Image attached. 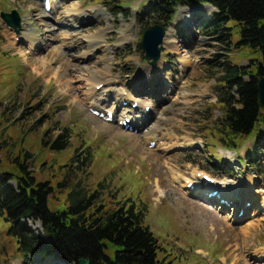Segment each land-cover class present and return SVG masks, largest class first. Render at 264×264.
<instances>
[{"label":"rangeland","instance_id":"rangeland-1","mask_svg":"<svg viewBox=\"0 0 264 264\" xmlns=\"http://www.w3.org/2000/svg\"><path fill=\"white\" fill-rule=\"evenodd\" d=\"M150 2L61 0L48 16L43 0H0V173L12 172L15 156L29 151L31 157L25 160H29V169L37 181H49L54 187L48 199L52 210L66 208L79 195H96L90 210L97 204H104L109 210L122 202L126 206L135 203L144 209L145 223L164 246L159 258H174L175 264H264V152L260 154L261 170L258 164L243 161L247 154L253 156L255 136L241 141L238 148H225L216 130L222 116L217 102L218 77L222 75L219 64L225 58L247 64L250 57L261 54L234 45L226 57L225 44L207 35L196 20L201 15L209 16L215 8L209 4L184 6L178 8L168 27L175 42L165 41L158 66L151 68L139 45L145 27L154 24V19L142 15ZM67 7L76 12L90 13L97 9L100 12L76 18L73 33L65 38L63 27L68 26L57 24L63 20L61 11ZM14 11L21 19L31 16L29 21L33 25L25 21L19 31L8 26L3 13ZM69 15L73 18V13ZM228 25L233 26L234 21ZM179 26L185 35L178 33ZM32 27L35 29L31 40L43 43L28 53L32 43L22 36ZM121 34L126 37H120ZM239 39V28L233 27L232 41ZM44 58L50 61L47 73L41 67ZM74 66L92 67L99 76L95 83L102 78L115 81L110 87L116 85L115 90L120 93V89H125L123 98H128L126 95L131 92L128 96L132 98L122 103V110L133 107L136 112L143 110V105L150 108L152 102H159L151 117L143 121L145 127L158 122L163 146L156 144L160 148L155 150L151 145L154 141L144 143V138L143 146L132 143V136L142 138V132L137 131L143 125H136L134 131L123 128L119 123L123 120L122 110H116L114 98L100 100L94 107L104 114L112 110L114 118L108 123L122 132L114 133L97 123L95 119L102 118L88 105L82 107L79 101L74 102V99L89 102L94 86L77 78L72 70ZM57 68L58 81L52 72ZM150 69L155 70L147 90L145 85L150 81L148 78L145 81L143 75L149 76ZM138 76L140 81H136ZM66 80L68 83H63ZM100 87L97 86V93L102 92L98 91ZM105 96L94 95V98ZM134 98L137 100L132 103ZM37 104L38 107H30ZM45 115L51 117L47 122ZM41 118L42 122L36 124ZM63 127L73 132L68 148L57 150L50 142H44L59 136ZM257 135L264 136V130ZM83 141L82 146L92 147L95 158L91 166L80 170L71 157ZM196 170L211 174L217 181H228L224 184L229 185L224 195L215 194L221 197L213 198L211 203L198 199L212 190L207 192L208 186H202L197 197L192 195L194 191L188 193L193 189L182 187L188 183L187 179L195 186L203 183ZM172 175L179 177L181 187ZM233 180L242 199L230 191ZM216 187L212 191L219 190ZM225 194L237 198L234 199L237 203L220 204V199L227 198ZM28 224L34 231L41 230L40 223L29 221ZM10 227L11 222L0 215V264H38L41 259L37 255L24 258L9 233ZM43 259L45 264H67L53 256Z\"/></svg>","mask_w":264,"mask_h":264},{"label":"trees","instance_id":"trees-1","mask_svg":"<svg viewBox=\"0 0 264 264\" xmlns=\"http://www.w3.org/2000/svg\"><path fill=\"white\" fill-rule=\"evenodd\" d=\"M202 3H209L216 10L207 18L199 16L197 23L207 35L225 44L223 55L228 57L234 45L261 54L250 57L247 64L229 58L219 64L222 75L218 77L217 102L222 116L216 130L225 148H238L241 141L255 136L253 156L247 154L248 160L245 159L251 165L258 164L262 170L260 154L264 152V136L257 134L264 130L258 89V81L264 75V0H152L143 8L142 15L154 19L153 23L169 26L179 7ZM229 21H234V25L229 26ZM233 27H238L240 32V39L235 43ZM178 32L185 35L182 29ZM45 116V121H49L50 115ZM61 130L59 136L44 142H50L57 150L68 148L73 132L66 127ZM84 142L71 157L80 170L91 166L95 158L90 145L82 146ZM26 157H31L29 151L15 156L12 172L0 173V215L11 222L9 233L24 258L37 255L41 259L38 264H45L46 256L64 259L70 264H80V259H87L89 264H175L174 258H159L164 246L145 223L144 209L135 203L126 206L122 202L121 206L109 210L104 204H97L90 210L96 195H79L66 208L52 210L48 199L54 187L49 181H37ZM29 221L40 223L41 230L34 231Z\"/></svg>","mask_w":264,"mask_h":264},{"label":"bare ground","instance_id":"bare-ground-1","mask_svg":"<svg viewBox=\"0 0 264 264\" xmlns=\"http://www.w3.org/2000/svg\"><path fill=\"white\" fill-rule=\"evenodd\" d=\"M12 1H15L16 2V0H12ZM61 0H51V2H52V9L51 10H46L45 8H44V11L45 12H47L46 14L49 16V14L48 13H50V12H52V10L54 9V7H56L57 5L56 4H59V2H60ZM74 5H75V3H74ZM43 7H44V0H43ZM77 7V8H76ZM211 7V6H210ZM75 8L76 9H78V3H77V6H75ZM97 12H100V10L99 9H97V10H95V11H90V13H88V12H86V11H74V10H72L70 7H67V8H65L64 10H62L61 11V17H60V19H63V20H60L59 21V19L57 20V22L59 21V24H57V26L58 25H60V26H63V25H67L68 27H63V29H66V30H64L63 31V29H62V35H64V37L65 38H69V37H67V36H70L73 32L72 31H74V27H76V23H75V19L76 18H82L83 16H85V15H92V16H94V15H96V13ZM69 13L70 14H72L73 13V18H71L70 17V15H69ZM60 14V13H59ZM60 16V15H59ZM98 16V15H97ZM45 17V16H44ZM70 17V18H69ZM68 18H69V20H68ZM29 19H31V16H28L27 18H22V25H24L25 24V21H28V23H31L32 25H33V23L31 22V21H29ZM64 20L66 21V20H68V22H64ZM84 20V19H83ZM53 27V26H52ZM70 27V28H69ZM55 28H57L58 29V27H53V29H55ZM35 29V27H32V29L31 30H28L27 31V33H25L24 34V36H22V37H24V39H26L28 42H31L32 43V46L28 49V53H30V50L32 49V50H34L35 48H37L38 46H41L42 45V43L43 42H39V41H37L36 43H34V41L33 40H31V37H32V35H33V33H32V31ZM61 29V28H60ZM69 29H71V30H69ZM81 29V28H80ZM78 30H79V28H78ZM76 32V31H75ZM74 32V33H75ZM71 33V34H70ZM77 34V33H76ZM168 34L169 35H167V37H166V41H168V42H170L171 44H173L174 42H175V39H174V33H173V31H171V30H168ZM74 36H75V34H74ZM120 37H126V35L125 34H121L120 35ZM35 38V37H34ZM67 40V39H66ZM77 40V43L79 42V40L78 39H76ZM76 42V41H75ZM74 44V43H73ZM45 45V44H44ZM80 45V44H79ZM164 45V44H163ZM91 49V48H90ZM92 49H93V47H92ZM164 49H165V47H164ZM55 51V50H54ZM58 51V50H57ZM34 52V51H33ZM32 52V53H33ZM89 52H91V51H89ZM85 57L87 56L86 54L84 55ZM49 59L47 60V59H45L44 58V60L41 62V67L42 68H44V72L45 73H47V71H48V65H49ZM151 68H155V67H157L158 65H156V66H154V65H149ZM107 69V68H106ZM72 70L75 72L74 74H76L77 76V78H79V79H82L83 81H88V82H90V84H93L94 86L92 87L93 89H91V94H93V97H91L90 96V94H89V96L91 97H89V99H90V101L89 102H86V100L84 101H82V100H77V99H74V102H78L79 101V103H80V106H82V105H88V107H90L91 109H96V107H94V105H96V103L98 102V101H102V102H105V100H107L108 98H114L116 101V110L118 111V110H122V103L125 101V100H130V98H132V96L131 95H129L128 96V93H131V92H128L127 93V97L128 98H123V96H125V95H123L125 92H123V91H125V89H120L121 90V93H120V91L118 90H115V87H116V85H113V87L114 88H112V87H110V83H112V82H115V81H111V80H109V78H107V79H100V81H98V82H94L95 81V78H96V76L97 75H95L94 73H95V71L94 70H92V67H87V66H79V67H72ZM154 70L155 69H153V70H149V72L151 73L149 76H147L146 75V73H145V75H143V77L145 78V81H147V78L149 79V78H151L152 76H153V72H154ZM53 73H54V78H56V80L58 81V79L60 78V75H59V68H57L55 71L53 70L52 71ZM99 72H101V71H99ZM104 72V71H103ZM105 73V72H104ZM108 73V72H107ZM98 74V73H97ZM143 74V73H142ZM104 75H106V74H103V76ZM102 76V77H103ZM97 77H99V76H97ZM106 77V76H105ZM139 76L137 77V80L136 81H140L139 79ZM64 80V78L63 79H61V80H59V83L60 84H62V81ZM153 80V79H152ZM152 80H150L149 79V81H150V83L148 84V86H146L145 85V88L147 87V90H148V87L151 85V81ZM63 83H68V80H66L65 82H63ZM69 83H70V81H69ZM67 85V84H66ZM88 85V84H87ZM98 85H101V87L99 88L100 90H98L99 92H101V90H102V92L101 93H97V90H96V88H97V86ZM91 86V85H90ZM90 88V87H89ZM88 88V89H89ZM117 88V87H116ZM154 89H155V87L153 88V89H151V90H149L150 92H153L154 91ZM127 90V89H126ZM147 90H145L146 92L145 93H148L149 94V91H147ZM90 91V90H89ZM142 91H144V90H142ZM106 95L105 97H102V99H99L100 97H98V98H94V95H99V96H103V95ZM143 94V93H142ZM139 95H141V94H139ZM88 100V99H87ZM136 100L137 99H133V101H132V103H134V102H136ZM139 102V101H138ZM159 104V102H156V101H154V102H152L151 104H150V110H149V112H147L146 111V107L148 106L147 104L146 105H143V110H138V111H136L135 112V110H134V108L133 107H127V108H124L123 110H122V112H121V119H123V120H125L127 117L128 118H131L132 119V122H131V126H140V125H143L141 128H145V130H143V131H141L140 129V131L138 130L137 132L138 133H141L142 134V138L141 139H139V137H137V136H132V138H131V142L132 143H134V144H136V145H142V139L144 138V143H146V142H151V141H155L156 143H155V147H154V149L156 150V149H158V148H160V147H162L163 146V144H164V142H162V140H161V138H160V135L161 134H159V129H161L160 128V125L158 124V122L156 121L155 122V124H153V125H151V126H149V127H145L144 125H145V123H146V121H143V120H145V119H147V118H149V117H151V115H152V112H153V110H155V107H157V106H159L158 105ZM83 107V106H82ZM112 111V110H111ZM157 111V110H156ZM140 113H141V117L139 118V117H137L138 115L140 116ZM107 116H108V114H105V117H99V118H102V120H99L98 118L97 119H95L96 121H97V123H99L100 125H102V126H105V127H107V128H109L110 130H112L114 133H118V132H122V131H118L115 127H113L112 125H110L109 123H108V119H107ZM123 128H124V126H122ZM146 128H148L147 130H146ZM132 129H134L133 127H132ZM128 130H130L129 128H128ZM134 131V130H133ZM161 133V132H160ZM161 144V146L160 147H158L157 148V146H156V144ZM143 146V145H142ZM197 173V175H198V172H197V170H196V172H195V174ZM188 178V177H187ZM172 179H173V181L174 182H177L178 183V185L180 186L181 184H180V180H179V177H176V176H174L173 177V175H172ZM179 180V181H178ZM188 180V183L187 184H182V187H187L188 186V184L191 182L190 181V179H187ZM186 182V181H185ZM225 182H228V181H225ZM225 182H215V183H213V184H209L208 185V187H207V189L206 190H209V189H217V187L216 186H218L219 187V193H221L222 195H224L223 194V192L224 191H226V187H228V186H226V185H221L220 183H225ZM233 182V181H232ZM182 183V182H181ZM199 183V182H198ZM197 183V186H196V188L195 189H193V190H191V192H188V193H192L193 191V196L194 197H197V192H200V191H202V189H203V187H201V186H199V184ZM231 186H230V188H231V190L230 191H232V194L233 195H239V198L240 197H242V194L240 193V191L237 189V188H235V185L237 186V184H235V182L234 183H231L230 184ZM212 186H213V188H212ZM181 187V186H180ZM244 187V186H243ZM212 190H210V192L212 191ZM233 191H235V192H238V193H235V192H233ZM158 193V192H157ZM226 195V194H225ZM227 196V195H226ZM215 199V197L214 196H208V195H206L205 197H200V198H198V199H202V200H204V201H209V202H213V200L212 199ZM227 198H228V196H227ZM228 199H230V201L232 202V205L235 203V198H232V197H229ZM240 199H242V198H240ZM234 200V201H233ZM217 208V207H216ZM220 208V207H219ZM244 209H246V208H244ZM239 213H240V211H239ZM237 217L239 216L238 214L236 215ZM37 228H40V226H37Z\"/></svg>","mask_w":264,"mask_h":264},{"label":"water","instance_id":"water-1","mask_svg":"<svg viewBox=\"0 0 264 264\" xmlns=\"http://www.w3.org/2000/svg\"><path fill=\"white\" fill-rule=\"evenodd\" d=\"M3 15L8 25L14 27L16 30L20 29L21 18L16 11L10 14L3 13ZM166 33V27L160 23L152 25L143 33L141 48L145 51V58L151 65H156L161 58ZM258 89L261 110L264 112V75L258 81ZM79 262L80 264H89L87 259H80Z\"/></svg>","mask_w":264,"mask_h":264}]
</instances>
